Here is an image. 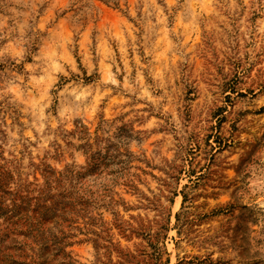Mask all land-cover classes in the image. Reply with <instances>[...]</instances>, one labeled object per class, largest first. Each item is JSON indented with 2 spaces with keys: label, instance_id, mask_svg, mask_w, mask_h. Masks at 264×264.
I'll return each instance as SVG.
<instances>
[{
  "label": "rangeland",
  "instance_id": "1",
  "mask_svg": "<svg viewBox=\"0 0 264 264\" xmlns=\"http://www.w3.org/2000/svg\"><path fill=\"white\" fill-rule=\"evenodd\" d=\"M106 138L129 183L76 264H264V0H0V170Z\"/></svg>",
  "mask_w": 264,
  "mask_h": 264
},
{
  "label": "trees",
  "instance_id": "2",
  "mask_svg": "<svg viewBox=\"0 0 264 264\" xmlns=\"http://www.w3.org/2000/svg\"><path fill=\"white\" fill-rule=\"evenodd\" d=\"M92 146L85 145V166L45 165L40 183L15 182L0 170V264H76L68 250L75 230L115 203L117 185L129 183L132 153L121 152L111 138Z\"/></svg>",
  "mask_w": 264,
  "mask_h": 264
}]
</instances>
